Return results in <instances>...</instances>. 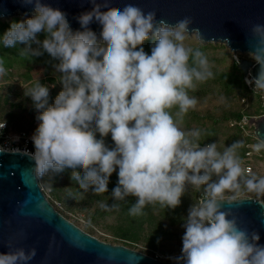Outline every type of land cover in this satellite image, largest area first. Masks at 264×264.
<instances>
[{"label":"clouds","instance_id":"1","mask_svg":"<svg viewBox=\"0 0 264 264\" xmlns=\"http://www.w3.org/2000/svg\"><path fill=\"white\" fill-rule=\"evenodd\" d=\"M90 2L91 10L76 17L80 29L73 30L58 7L21 0L32 6L33 14L10 23L0 37L5 48L24 45L22 56L46 52L58 61L53 67L60 73L62 90L52 104L49 87L39 80L24 89L40 122L31 137L34 151L25 153L34 161V178L70 170L81 196L90 188L99 195L108 191L116 172L111 196L115 201L135 197L129 209L133 216L142 215L150 204L175 209L189 185L197 190L203 186V196L189 207L183 222L176 264H264L259 234L240 227L231 207L222 210L223 202L239 205L242 191L264 197V177L242 167L237 149L243 141L220 152L216 143L201 147V129L181 127L184 115L197 105L189 91L214 76L205 54L185 43L190 37L202 40L200 29L190 28L188 16L172 25L133 4L117 8L109 0ZM93 21L101 26L99 40L89 27ZM250 31L254 42L248 55L259 70L246 83L264 93V25L254 24ZM145 41L151 42L150 54ZM5 74L0 59V76ZM4 126L3 121L0 129ZM109 134L111 147L105 143ZM252 148L259 153L264 141ZM38 207L43 209V203ZM7 247L0 264H28L37 254L35 247H14L11 239Z\"/></svg>","mask_w":264,"mask_h":264},{"label":"water","instance_id":"2","mask_svg":"<svg viewBox=\"0 0 264 264\" xmlns=\"http://www.w3.org/2000/svg\"><path fill=\"white\" fill-rule=\"evenodd\" d=\"M41 2L64 11L73 30L80 29L76 17L92 8L90 0ZM109 3L117 8L133 4L145 13L155 11L157 20L172 25L185 16L191 17L190 28H199L202 33L200 42L221 43L233 53H248L254 42L252 25H264V0H109ZM16 13L29 16L33 8L23 5L21 0H0V18ZM89 27L100 37L98 23L93 21ZM237 66L246 78L255 77L259 70L255 61L246 58L238 60ZM253 135L264 141V117L253 122ZM25 153L0 149V253L9 250L7 242L11 239L14 247H23L25 251L36 248L37 254L28 264H176L101 241L69 221L42 191L31 171L34 161ZM238 199L244 200L239 205L223 202L222 210L231 207L239 226L256 231L260 236L258 243L264 245V216H261L264 203L253 197ZM41 203L43 209L38 207Z\"/></svg>","mask_w":264,"mask_h":264},{"label":"rangeland","instance_id":"3","mask_svg":"<svg viewBox=\"0 0 264 264\" xmlns=\"http://www.w3.org/2000/svg\"><path fill=\"white\" fill-rule=\"evenodd\" d=\"M32 14L24 16L16 13L9 18L0 19L10 20L19 17L24 20ZM97 38L100 39V37ZM185 43L193 48L207 46L204 54L208 58L212 72L231 70L233 63L238 62L241 58L252 60L248 53H233L221 43H203L193 37H190ZM51 69L53 71L46 74L45 68L41 64H32L31 67L17 66L6 70V74L0 76V121L7 124V135H17L20 132H27L31 136L34 134L40 123L37 119L38 110L34 108L31 98L24 95V89L31 87L30 82L34 79H44L45 84L50 89L53 88L55 83L49 78L55 77L57 71L53 66ZM26 73L30 74V80H25ZM244 79L246 82L247 78L244 77ZM246 84L249 90L238 91L232 96H226L219 84L210 79L202 83L197 82L196 89L189 94L190 97L197 100L196 107L189 109L194 113V118L190 114L184 116L181 127L185 131L193 128L214 127L216 138L213 143L217 144V150L220 152H223L225 147L231 146L235 141L251 138L248 135L249 132L237 130L234 123L236 119L233 116L229 120H222L224 115L235 112L249 113L252 116L251 123L264 117V93L256 91L248 83ZM1 145L3 146V144ZM106 145L113 146V144ZM237 152L239 155V149ZM255 172L258 177H264V158L255 161ZM38 181L42 191L57 211L99 240L114 245H124L161 261H175L173 258L181 254L183 223L171 224L168 220L160 219L158 215L142 222L141 217L131 218L120 211L103 212L104 207L101 205L104 204V198L100 195L67 196L60 191L63 183L62 178L55 180L48 174ZM188 187L193 191L197 190L193 186L189 185ZM202 187L197 190L198 196L203 195ZM227 195H232V193H226ZM247 197L257 198L255 194L244 191L238 198ZM259 200L264 203V197Z\"/></svg>","mask_w":264,"mask_h":264},{"label":"trees","instance_id":"4","mask_svg":"<svg viewBox=\"0 0 264 264\" xmlns=\"http://www.w3.org/2000/svg\"><path fill=\"white\" fill-rule=\"evenodd\" d=\"M15 21H21L19 17H14L11 18L10 20H3L0 19V37H2L3 33L5 30H7L10 26V23L15 22ZM38 39L43 40L44 39V34L40 33L38 34ZM150 41H145L143 43V47L146 53L150 54ZM24 45L19 44L16 48H5L2 43H0V59L4 60V67L6 70H9L11 68H15L17 66L20 67H31L32 64H41L45 68V73L47 74L49 71H53L51 69V66H53L55 63H58V61L54 60L52 57H50L46 52L43 53L41 56L37 57H30V56H22L20 55V48H23ZM33 48L37 47V45L33 44ZM203 53L207 49V46H200L198 47ZM189 63L191 64V58ZM56 76L49 78L54 84L53 88H49V104H52L54 102V99L56 95L59 93V91L62 90V85L59 83V78H60V73L55 72ZM214 76L213 78H210V80L216 82L219 84V86L222 88L226 96H232L236 92L240 91H247L249 90L242 70L237 66V62L233 63V66L231 70L228 71H214ZM31 76L29 73H26L25 75V80H30ZM39 80V82L42 85L48 86L45 84L44 79H34L31 80L30 85L31 87L34 85V83ZM208 81V80H207ZM49 87V86H48ZM194 92L193 90L189 91V94ZM178 111V108H174L171 110L173 116L174 114ZM188 114L192 115L194 118V113L191 112L190 110L185 114L184 116H187ZM248 115L250 116L249 113L246 112H235L231 113L230 115H224L222 117L223 121L229 120L232 116L238 120L242 117V115ZM236 128L238 131L241 129L236 125ZM202 136H201V145H206L208 143H213L216 138V131L215 128H202ZM97 138H99V134L97 133ZM252 140V138L247 137L243 141V147L239 148V155L241 159H243L244 153H245V144ZM253 141V140H252ZM105 143L106 144H113L111 140L110 134L105 137ZM29 148L34 150V145L33 142L29 144ZM48 176H51L55 180H58L62 178V187L60 191L64 192L67 196H80L82 190L79 189L78 184L75 181H71L70 179V170H65L63 173L60 174H54V173H48ZM117 183V174L114 172L108 183V191L103 194H99L102 196L104 199V204H107L109 207L103 208V212H108V213H115V212H122L124 215L134 218L133 215L129 214V209L132 207V205L136 202V198L129 196L123 201H115L112 196L111 192L112 189L116 186ZM64 186V187H63ZM71 193V195H69ZM86 194H93L91 191V188L89 191L83 195ZM95 195V194H93ZM198 191L197 190H191L189 187L186 188L185 194L181 196V203L178 207L175 209H168L166 207H163L161 205L157 204H150L146 205L143 209V214L142 215H137L136 217H141V221H147L150 220L152 217H156L158 215L160 219L163 220H168L169 223L171 224H180L183 223L186 216L189 207L194 204L197 199H198ZM117 205V207H112V205ZM129 228V227H128ZM128 230V229H126ZM132 236V234H131Z\"/></svg>","mask_w":264,"mask_h":264},{"label":"built area","instance_id":"5","mask_svg":"<svg viewBox=\"0 0 264 264\" xmlns=\"http://www.w3.org/2000/svg\"><path fill=\"white\" fill-rule=\"evenodd\" d=\"M250 118H252V116H248L244 114L240 119L235 120L234 123L242 131L246 133L249 132L248 135L251 136V138L253 139V141L250 140L245 144L246 150L242 159L243 161L242 167L246 169H251L252 173L257 175L255 172V161L264 158V149H262L259 153H257L252 148V145L259 143L261 141L257 140L253 135V130H252L253 123L250 122L251 121ZM0 123L2 122L0 121ZM7 129L8 127L6 123L5 126L2 129H0V149L20 150L23 152L34 151L29 148V144L32 142L31 139L32 136L29 133L20 132V134L17 135L16 134L7 135L6 133ZM1 144H3V146ZM5 144H9V145H5ZM203 146L204 145H201V147ZM202 196L203 195L199 196L196 202H198Z\"/></svg>","mask_w":264,"mask_h":264}]
</instances>
